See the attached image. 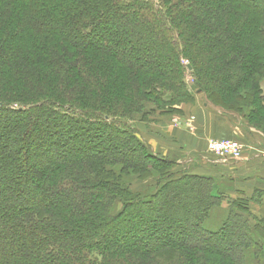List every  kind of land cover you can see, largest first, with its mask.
Here are the masks:
<instances>
[{"label": "trees", "instance_id": "obj_1", "mask_svg": "<svg viewBox=\"0 0 264 264\" xmlns=\"http://www.w3.org/2000/svg\"><path fill=\"white\" fill-rule=\"evenodd\" d=\"M184 61L264 133V0H0V264H264L243 195L209 227L218 180L135 125L191 103Z\"/></svg>", "mask_w": 264, "mask_h": 264}, {"label": "crops", "instance_id": "obj_2", "mask_svg": "<svg viewBox=\"0 0 264 264\" xmlns=\"http://www.w3.org/2000/svg\"><path fill=\"white\" fill-rule=\"evenodd\" d=\"M183 115L194 117L195 133L189 134L169 126L167 132L173 137L185 138L182 143L180 142V147L183 148L182 150L180 148L181 153L185 155L189 151L201 152L197 155L208 163V167L194 169L192 174L214 177L218 180L219 188L224 191L225 200L220 210H216L215 222L221 224L222 215L230 209V203L237 198V193H241L248 201V215L252 224L256 220L264 221V135L250 127L237 114L214 106L206 98H201L200 105L198 100L186 105ZM138 129L143 133L141 127ZM212 139L239 141L243 146L241 160L234 164L223 165L216 163L210 156H204L202 152L206 150L207 143ZM145 140L147 141V137ZM194 158L191 156L184 163H190ZM260 242L264 243L261 240Z\"/></svg>", "mask_w": 264, "mask_h": 264}, {"label": "rangeland", "instance_id": "obj_3", "mask_svg": "<svg viewBox=\"0 0 264 264\" xmlns=\"http://www.w3.org/2000/svg\"><path fill=\"white\" fill-rule=\"evenodd\" d=\"M183 64L185 66H188L186 68V72H184V85L186 87V91L188 94L193 95V99L191 103H183L181 106L175 107V112H168V113H160L157 111L155 115L149 116L148 120L151 122L148 123H137L135 124L136 127H141L143 130V133L141 135L146 139L147 137V145L150 147L151 151L154 152L155 155L162 156V157H168L170 159H174L177 162L175 170L177 171H184L191 173L194 171V169H198L199 167H208L207 164L202 159L199 158L197 152L194 153L195 151H189L185 155L181 153L180 151L183 149L180 147V142L182 143V140L185 138H181L180 136H171V134H168L167 132V127H173L174 129L178 130H183L188 132L189 134L195 133L196 128L193 124L194 117L192 115L189 116H184L183 115V110L186 105H191L192 103L195 102V100H198V104H201V98H206L205 93H200V95H194L193 93V86H194V79L193 76L190 74L191 68H189V63L188 61H184ZM15 82V81H14ZM218 85V82L215 83ZM264 88V84H263ZM196 104V103H195ZM217 107V106H216ZM236 114V113H234ZM238 115V114H237ZM239 116V115H238ZM240 117V116H239ZM242 118V117H241ZM246 122V121H245ZM247 123V122H246ZM254 130H257L261 134L264 135L260 129H258L255 126H251ZM37 144L42 143L40 139L36 140ZM210 142V140H209ZM206 150L202 152L204 156H210L208 154V144ZM181 148V150H180ZM7 150V149H6ZM175 151V152H174ZM26 152V149L24 150ZM17 155H14L13 157H16ZM21 156V155H20ZM191 156H194V160H191L190 163H184L188 158ZM202 158V157H201ZM17 161H19V164L23 161V157L21 158H16ZM14 171V169H13ZM12 171V174H13ZM15 174V173H14ZM152 179H155L154 177L145 179V180H139V178L136 176L132 179L131 182V187L134 191H143L146 190V188L149 185H152L153 187L155 186V183ZM5 186V185H4ZM209 227H215V221L212 218L210 223H208Z\"/></svg>", "mask_w": 264, "mask_h": 264}, {"label": "built area", "instance_id": "obj_4", "mask_svg": "<svg viewBox=\"0 0 264 264\" xmlns=\"http://www.w3.org/2000/svg\"><path fill=\"white\" fill-rule=\"evenodd\" d=\"M207 151L216 163L228 165L241 160L243 146L237 140L212 139L208 144Z\"/></svg>", "mask_w": 264, "mask_h": 264}, {"label": "water", "instance_id": "obj_5", "mask_svg": "<svg viewBox=\"0 0 264 264\" xmlns=\"http://www.w3.org/2000/svg\"><path fill=\"white\" fill-rule=\"evenodd\" d=\"M190 68V67H189Z\"/></svg>", "mask_w": 264, "mask_h": 264}]
</instances>
